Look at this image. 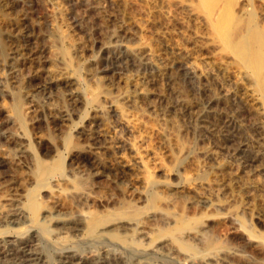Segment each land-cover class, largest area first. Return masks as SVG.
I'll list each match as a JSON object with an SVG mask.
<instances>
[{
	"label": "rangeland",
	"instance_id": "374dc122",
	"mask_svg": "<svg viewBox=\"0 0 264 264\" xmlns=\"http://www.w3.org/2000/svg\"><path fill=\"white\" fill-rule=\"evenodd\" d=\"M258 2L254 0V9L264 28ZM0 12V204L18 206L35 186L34 151L49 163L61 154L66 167V180L56 174L39 188L41 214L51 211L81 219L142 207L140 227L153 237L174 210L182 209L179 199H185L181 203L186 208L204 197L238 207L247 223L264 232V154L254 129L255 115L238 94L225 93L233 89L234 66L221 45H215L198 0H0ZM63 46L70 48L73 64L64 57ZM52 68L69 74L53 78ZM128 76L142 77L148 90L141 92L139 87L132 93L123 80ZM77 89L86 103L71 98ZM19 93L32 111L24 124L13 123L5 112L13 110ZM50 104H57L56 111ZM69 132L79 141V153L64 146ZM138 134L144 143L136 142ZM145 176L157 179L155 188L145 185ZM150 190H160V208L146 204ZM81 192L86 193L76 197ZM198 208L197 214L211 211ZM228 220L222 228L207 226V233L239 253L230 257V264H256L243 250L245 234ZM1 222L2 227L6 220ZM130 222L122 218L105 227L119 224L120 232L133 235ZM60 232L67 234L69 246L78 243L84 253L121 250L110 240L86 242L80 229Z\"/></svg>",
	"mask_w": 264,
	"mask_h": 264
},
{
	"label": "bare ground",
	"instance_id": "6f19581e",
	"mask_svg": "<svg viewBox=\"0 0 264 264\" xmlns=\"http://www.w3.org/2000/svg\"><path fill=\"white\" fill-rule=\"evenodd\" d=\"M256 1L258 0H255V2ZM198 2H199V7L201 8V11H202V15L204 16L207 24L210 26L209 28H211V30L214 32L213 41L215 45L216 44L221 45V48L225 51V54H226L225 56L229 58V61H230L229 63H232L234 66V70H233V67H231L230 65V67L233 70L232 74L234 73L233 79L230 81H233L234 86H233V89L231 87H230L231 89L226 88L227 90L225 93L226 94L228 93L238 94L241 97V101L243 99L245 103L244 105H246L247 109H249V112L252 111L254 113L255 115V121H253L254 129L259 135V138H258L259 143H260L259 146H261V152L264 154V28L261 27L260 21H258L257 19L258 14L256 11L257 9L256 10L254 9L255 8L254 0H225L224 2L219 1V0H198ZM257 4L260 5L259 6L261 7L260 12H263L262 15L264 17V0H260V4L259 2ZM258 5H256V7ZM235 7L237 8V11ZM0 15H2L1 12H0ZM1 32H2V29L0 28V34ZM62 36L64 38V35ZM59 49L60 48H58L57 50ZM61 50L63 52L64 57H66V59L70 61V63L73 64L72 58H74V56L73 54L71 56L70 48H68L67 46H63ZM59 53L57 55L61 54ZM61 59H63V57ZM220 60L222 59L220 58ZM218 63H219L218 61L217 63L215 62V65L217 64L218 66ZM65 65L67 66V63H65ZM157 66L160 67L162 66V64L160 65L157 63ZM218 67H221V66L219 65ZM224 68L226 69V67H223V69ZM61 69L63 70V68ZM62 70H58V68H52L50 71V76L53 78L66 77V75L69 74V72L66 74ZM161 70L163 71V69ZM157 71H159V69ZM216 71L218 70L216 69ZM201 75L202 76L204 75L203 72L201 73ZM140 76L139 77L138 76H132V77L128 76V77L123 78L128 89L132 87V90H131V92L133 91L132 93L134 92L136 93L139 87H142L141 92H144V91L146 92L148 90V89L146 90L144 83L142 82L143 80L141 79L142 77ZM138 93H140V91ZM139 95L141 97V94ZM15 97H16V102H14L15 105L12 110L13 113L10 109H7V108L5 109V112L7 113V116L13 123L19 122L20 124H24L26 122L27 114L31 110L25 104V101L23 98L24 95H22V93L17 94ZM27 97L29 96L27 95ZM135 97H133V99H135ZM140 97H137V98H140ZM71 98L75 100H79L80 102L85 101L83 91L79 89L72 91ZM96 98H97V93L94 94V99L96 100ZM129 98H130V95H129ZM137 100L135 102H137ZM98 101L96 102L100 104V101L99 102ZM118 101H120V99ZM123 101L124 100H122L121 103H124ZM84 103H86V101ZM57 104H53L52 106L50 104L51 106L50 108H52L53 111H56V109L58 108ZM61 109H63V107ZM92 113H90L89 115L91 116ZM126 114L129 117V114L127 112H125V115ZM87 116L88 115H86V117ZM31 117H33V115ZM163 124L166 125L165 122ZM175 124L176 122L175 123L173 122V125ZM24 126L26 128L27 124H25ZM168 127L170 128L171 126H169L168 124ZM177 127L178 125H175L174 128H177ZM254 129H251V130L253 131ZM136 130L138 131V129ZM136 130L135 132H137ZM173 130H170V131H173ZM163 133L166 136V132L163 131ZM172 133L174 135V131ZM89 134L90 135L92 134L90 130H89ZM254 134L256 133L253 132V136ZM175 138L177 137L175 136ZM143 139L144 138L142 137V135L138 134L136 137V142L138 143L139 141L143 142ZM258 139H255V140L258 141ZM178 142H176V144ZM64 144H65L64 146H66L67 149L77 150L78 153L80 152L79 141H76L74 139L71 132L66 134L64 138ZM177 146L176 148H178ZM179 147L181 148L182 145H180ZM178 150H181L182 152V149H178ZM178 150H176V153ZM259 150H260V147H259ZM32 154H33L32 156L35 161L34 162L35 164L34 175L36 178L35 186L28 190L27 195L25 196V199L21 201L18 204V206L11 208V207H8L5 203L0 204V221L2 220L3 222V220L4 221L6 220V223L4 224V226L2 227L0 226V264H56V258H59L57 264H230L231 258L233 256L235 257L239 256V253H237L236 251L235 252L230 251L228 248H226L227 241L225 242L224 240L216 236L209 235L206 230L207 226L210 227L213 225L215 226V228H218V227L222 228L226 225V222L228 219H232L234 222L238 223L237 224L238 229H241L243 234H245V236L242 237L241 244H242L243 250L247 251L251 255L250 257H252V259L249 258V260L252 263L264 264V232L256 229L253 224H250L249 222L247 223L244 220V218L241 216L242 212L240 213L239 211L236 210L238 207L235 208L234 210L228 204H223L221 202L220 203L213 202L212 200L208 198H204V197L198 200L196 204L194 202L195 205L193 204V202L192 204L188 203L189 206H187L186 208L183 206L184 203L183 204L181 203L183 201L185 202V199L184 200L181 199L183 201L179 199V201H177L176 203L178 206H181L182 209L178 211L174 210L175 214L171 215V217L172 216L173 217L170 220H168L164 226H162L161 228H158L159 230L154 234L153 237H151L152 235L149 234V232L145 231L144 229L140 227V224H139L140 217H143V216L139 215L140 213H142V212L139 213V210H142L141 209L142 207L141 208L139 207L140 209L137 208V210H134V211H132L133 209L131 208H130L131 211H128L126 208H124L122 210L120 209L119 213H108V214L106 213L105 215L104 214L98 215L97 213L95 214L92 213L93 215L89 214L90 216H87V217L85 216V218L80 217L81 219L79 218L77 219L73 217L68 218V216L63 217V215L61 216L51 211L45 214H41L40 213L41 204H40V200L38 197V192L40 191L42 186L46 187L48 183L50 184L49 181L51 177L56 174H59V176H61L62 179H65L66 177L65 176L66 174L65 173L66 171L65 170L66 168L65 159L61 154H58L55 160L49 163L43 160L42 158H40L36 152L33 151ZM142 158L143 157L141 156L140 159ZM154 176H150L147 178L145 176L144 178L145 185L153 186L157 182V179L155 178L156 176L155 177ZM202 179H205V178L203 177ZM80 180L82 179H79V182H81ZM84 180L85 179H83V181ZM77 182L78 181H76V183ZM76 183L74 185H77ZM81 187H83V185ZM255 187H253V189ZM159 188H160V185H159ZM161 188L163 187L161 186ZM164 188H166L165 185H164ZM257 188L259 189V187ZM157 189H158V186H157ZM157 189L155 190L157 191ZM155 190H150L149 194L147 195L146 204L148 205V207L152 209L159 207L162 204V202H164L161 200L162 202L160 201L161 202L160 204L157 198L158 192H160V190H158V192H156ZM85 193L86 192H81L79 196L76 194L75 195L76 197H80V196H84ZM160 194L161 192L159 193V196ZM172 201L173 199L169 200L168 202L170 203L168 205L172 206L171 204ZM165 202L167 203V201ZM174 205H175V202H174ZM198 205H203V207H206L207 209L209 208L211 211H208L209 213H206L203 215L197 214L198 213L197 211L200 210L198 208ZM143 208H146V207L144 206ZM150 208H147V209L150 210ZM176 208L180 209L178 207ZM204 209H202L201 212H203ZM161 212L163 213V211ZM161 212H158V213H161ZM164 214L167 215L169 213L165 211ZM159 217L160 216H158V218ZM122 218L127 219V222L129 220L132 223H134L132 227L125 226V227L131 228L134 231V234L132 233L133 235H127V233L124 234L125 233L124 231H123L124 233H122V231L120 232L117 227L119 226V224L116 227L114 226L113 228H109V229L105 227L106 223L115 221L117 219H122ZM163 220L165 219L163 218L161 221ZM8 224L10 225L14 224V226L10 227ZM120 226L122 227V225ZM69 227L82 230L83 236H84L83 238H85L86 242L87 241L90 243L93 242V244L94 242H98L99 244V242L101 241L105 242V240H110V241L118 243L121 250L120 249L118 250L117 249L116 250L106 249L104 251H97V252L91 251V252L84 253L79 248L78 243H76V245H72V247L69 246V242H68L69 239H68L67 234L66 233L62 234L60 232ZM129 232L131 233L132 231L129 230ZM194 240L195 241L197 240L198 242H194ZM199 242L201 243V245H198Z\"/></svg>",
	"mask_w": 264,
	"mask_h": 264
}]
</instances>
